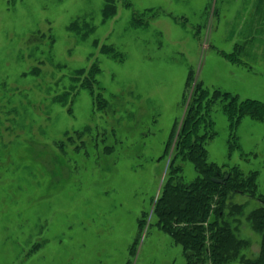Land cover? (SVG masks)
Instances as JSON below:
<instances>
[{
    "label": "rangeland",
    "instance_id": "rangeland-1",
    "mask_svg": "<svg viewBox=\"0 0 264 264\" xmlns=\"http://www.w3.org/2000/svg\"><path fill=\"white\" fill-rule=\"evenodd\" d=\"M94 65L104 105L77 73ZM198 80L264 101V0H0V264H186L152 212ZM210 118L208 160L264 193V119L231 138L222 102ZM231 202L255 256L260 201Z\"/></svg>",
    "mask_w": 264,
    "mask_h": 264
},
{
    "label": "trees",
    "instance_id": "trees-1",
    "mask_svg": "<svg viewBox=\"0 0 264 264\" xmlns=\"http://www.w3.org/2000/svg\"><path fill=\"white\" fill-rule=\"evenodd\" d=\"M114 12L115 7L111 14ZM111 14L105 13V18ZM232 55L231 60L234 59ZM77 73L84 75L82 84L97 102L104 105L106 101L102 93L96 92V88L100 89L97 87L100 67L92 66L87 74L84 69ZM189 80L190 76L186 88L189 87ZM191 86V99L185 115L180 126L178 121L175 123L171 139L166 144L165 154H169L172 146L173 152L161 193L153 200L152 213L156 217V225L183 246L186 264H230L238 258L243 264H264V193L257 192L259 173L250 171L247 174L233 167L224 174L220 165L208 160L206 147L207 140L215 137V132L209 127L214 124L210 113L216 102H222L233 138L235 129L245 116L264 119V101L241 99L237 94L222 89L210 92L199 80L192 81ZM232 146L230 142L229 147ZM186 162H191L197 172L192 180L185 175ZM222 175L223 183L212 180L222 178ZM233 193L248 194L260 201V206L247 216L252 228L261 234L260 250L255 256H240L242 249L250 248L251 241L240 237L239 227L231 224V217L244 208L231 202ZM145 217L144 214L140 228Z\"/></svg>",
    "mask_w": 264,
    "mask_h": 264
},
{
    "label": "water",
    "instance_id": "water-1",
    "mask_svg": "<svg viewBox=\"0 0 264 264\" xmlns=\"http://www.w3.org/2000/svg\"><path fill=\"white\" fill-rule=\"evenodd\" d=\"M226 178H228V176H225ZM213 181L218 182V183H223L224 179L223 178H212Z\"/></svg>",
    "mask_w": 264,
    "mask_h": 264
}]
</instances>
